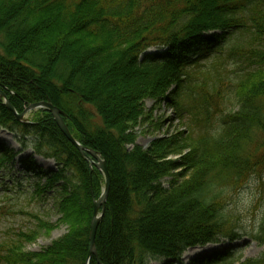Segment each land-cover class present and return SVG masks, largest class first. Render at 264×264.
<instances>
[{
	"label": "trees",
	"instance_id": "16d2710c",
	"mask_svg": "<svg viewBox=\"0 0 264 264\" xmlns=\"http://www.w3.org/2000/svg\"><path fill=\"white\" fill-rule=\"evenodd\" d=\"M150 47L158 52L144 54ZM0 91L18 113L41 101L58 107L110 176L97 259H88L101 172L49 111L18 122L0 101V129L20 152L55 162L42 173L33 157L20 160L40 176L36 199H52L59 216L51 223L30 213L32 227L0 241V264H184L188 248L241 239L226 207L264 175V0H0ZM149 99L164 101L185 128L143 149L135 127L149 119ZM20 152L0 142V171ZM60 225L62 236L26 249ZM250 237L264 246V212ZM238 251L188 264H264V249L247 259Z\"/></svg>",
	"mask_w": 264,
	"mask_h": 264
},
{
	"label": "rangeland",
	"instance_id": "374dc122",
	"mask_svg": "<svg viewBox=\"0 0 264 264\" xmlns=\"http://www.w3.org/2000/svg\"><path fill=\"white\" fill-rule=\"evenodd\" d=\"M144 105L145 113L149 115V119L140 122L135 127L137 144L143 149H146L155 138L184 130V123L175 117L173 109L167 106L164 101L155 103L149 99L145 101ZM26 118H29V114L26 115ZM157 123L159 126L155 127ZM0 142H4L16 152H20L22 149L13 133L5 129H0ZM29 157H33L36 165L42 169V173L55 169V162L52 159L35 155L33 150L27 147L15 157L12 169L0 171V241L8 233L11 235L21 228L32 227L34 222L30 217L32 212H39L51 223H56L59 217L53 208L54 201L52 199L49 198L42 203V199L38 200L34 196L33 185L40 179V176L36 175V169L26 171L20 163L21 159ZM175 157L177 156L174 155L173 158ZM169 179H164L163 186H168L167 180ZM226 212H229L232 217V227L238 229L242 234L241 239L234 243L222 241L219 243L220 245L209 244L202 248L187 249L182 255L184 263L188 264L191 258L200 257L212 251H223L229 246H237L238 254L242 259L260 256L264 246L257 245L250 236L257 229L258 222L264 212V175L261 178H252L239 192L231 194L227 200ZM65 232L66 227L60 225L53 229L49 235L39 236L34 242L27 244L26 249L39 251L51 240L62 236ZM162 263L163 260L150 261V264Z\"/></svg>",
	"mask_w": 264,
	"mask_h": 264
},
{
	"label": "water",
	"instance_id": "95a60500",
	"mask_svg": "<svg viewBox=\"0 0 264 264\" xmlns=\"http://www.w3.org/2000/svg\"><path fill=\"white\" fill-rule=\"evenodd\" d=\"M0 100L3 101L5 106L14 114L16 120L19 122H26L24 119L25 115L31 111L38 109H46L47 111H49L52 114L53 119L57 124L58 128L60 129V131L62 132V134L78 149L80 154L84 158H86V160L89 162V165H93V167H95L102 173L104 179V186L100 197L94 201L93 213H92V218L90 221V229H89L88 259L92 255L95 256V258L97 259V253L95 248V234L98 224L104 213V205L106 202V197L110 183V176L104 160H102L101 157L95 151L85 148L73 138L66 124L63 121L62 118L63 113L58 107L52 105L49 102L41 101V102L32 103L28 105L21 113H17L16 110L11 106L6 95L1 91H0ZM87 152L89 153V155H92L95 158L96 162H93L90 158L87 157L88 156Z\"/></svg>",
	"mask_w": 264,
	"mask_h": 264
},
{
	"label": "bare ground",
	"instance_id": "6f19581e",
	"mask_svg": "<svg viewBox=\"0 0 264 264\" xmlns=\"http://www.w3.org/2000/svg\"><path fill=\"white\" fill-rule=\"evenodd\" d=\"M72 135V134H71ZM74 138V137H73ZM67 139V138H66ZM75 139V138H74ZM68 140V139H67ZM76 140V139H75ZM69 141V140H68ZM77 141V140H76ZM70 142V141H69ZM78 142V141H77ZM71 143V142H70ZM79 143V142H78ZM80 144V143H79ZM81 145V144H80ZM83 146V145H82ZM85 147V146H84ZM85 148H88V147H85ZM88 149H90V148H88ZM90 150H92V149H90ZM94 151V150H93ZM96 152V151H95ZM97 153V152H96ZM98 154V153H97ZM87 157L88 158H90L93 162H96L95 161V158L92 156V155H89V153L87 152ZM99 155V154H98ZM100 156V155H99ZM173 157H174V155H169L168 156V159H173ZM86 159V158H85ZM88 162V161H87ZM88 164H89V162H88ZM89 168L90 169H93V168H95V167H93V165H89ZM180 169H178V170H175V171H179ZM167 187V186H166ZM101 195V194H100ZM100 197V196H99ZM98 197V198H99ZM93 207H94V204H93ZM92 218V217H91ZM90 229V228H89Z\"/></svg>",
	"mask_w": 264,
	"mask_h": 264
}]
</instances>
